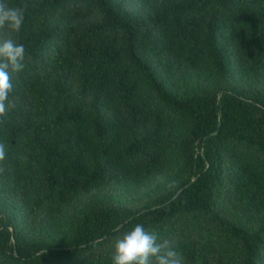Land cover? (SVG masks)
<instances>
[{"label":"trees","instance_id":"16d2710c","mask_svg":"<svg viewBox=\"0 0 264 264\" xmlns=\"http://www.w3.org/2000/svg\"><path fill=\"white\" fill-rule=\"evenodd\" d=\"M8 3L0 264H112L137 223L186 264H264V0Z\"/></svg>","mask_w":264,"mask_h":264},{"label":"clouds","instance_id":"9594fccd","mask_svg":"<svg viewBox=\"0 0 264 264\" xmlns=\"http://www.w3.org/2000/svg\"><path fill=\"white\" fill-rule=\"evenodd\" d=\"M26 11V4L10 5L8 0H0V117L16 106L12 78L26 67L25 45L9 35L20 33ZM6 155V145L0 142V162ZM4 171L0 167V174ZM111 259L112 264H186L183 254L172 248L168 240L140 223L115 240Z\"/></svg>","mask_w":264,"mask_h":264},{"label":"water","instance_id":"95a60500","mask_svg":"<svg viewBox=\"0 0 264 264\" xmlns=\"http://www.w3.org/2000/svg\"><path fill=\"white\" fill-rule=\"evenodd\" d=\"M217 131H218V125H217V128H216V131L214 132V135H216Z\"/></svg>","mask_w":264,"mask_h":264}]
</instances>
